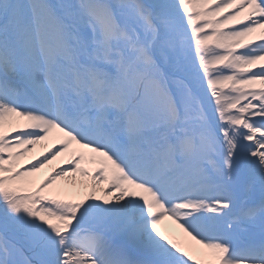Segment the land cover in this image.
<instances>
[{"label": "snow or ice", "instance_id": "snow-or-ice-1", "mask_svg": "<svg viewBox=\"0 0 264 264\" xmlns=\"http://www.w3.org/2000/svg\"><path fill=\"white\" fill-rule=\"evenodd\" d=\"M0 264H264V0H0Z\"/></svg>", "mask_w": 264, "mask_h": 264}, {"label": "bare ground", "instance_id": "bare-ground-1", "mask_svg": "<svg viewBox=\"0 0 264 264\" xmlns=\"http://www.w3.org/2000/svg\"><path fill=\"white\" fill-rule=\"evenodd\" d=\"M229 23L234 24L235 22L230 21ZM259 31L260 30H258V33H259ZM254 35H256V34H254ZM45 143H49V142H45ZM43 151H45V148L43 145L35 146V148L32 151H30L25 157L22 158L21 163L26 165L28 160L33 159L34 157L38 156ZM63 160H64V157L58 158V160L54 161L53 165H50V167L52 168L58 164H62ZM51 168H46L41 173L37 174L38 178H42L45 174H47L48 171H50ZM61 183H64V182H61ZM61 198H63V197H61ZM160 228H161L162 232L166 233L167 235H169L171 237H172V235H176L178 237H180L182 235L181 230L179 229L177 224L170 219H165L164 221H162ZM192 244H193L194 249L198 247L194 244V242H192ZM195 254L196 253L194 252V255Z\"/></svg>", "mask_w": 264, "mask_h": 264}]
</instances>
